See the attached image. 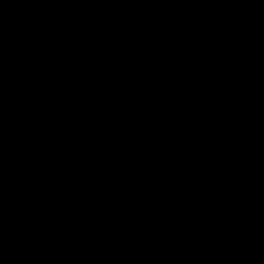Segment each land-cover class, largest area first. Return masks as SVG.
<instances>
[{"label": "water", "instance_id": "1", "mask_svg": "<svg viewBox=\"0 0 264 264\" xmlns=\"http://www.w3.org/2000/svg\"><path fill=\"white\" fill-rule=\"evenodd\" d=\"M0 264H91L0 241Z\"/></svg>", "mask_w": 264, "mask_h": 264}]
</instances>
